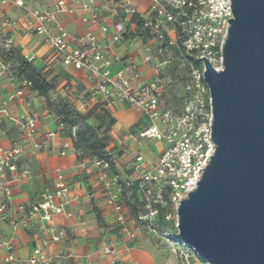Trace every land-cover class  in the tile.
Masks as SVG:
<instances>
[{"label":"built area","instance_id":"obj_1","mask_svg":"<svg viewBox=\"0 0 264 264\" xmlns=\"http://www.w3.org/2000/svg\"><path fill=\"white\" fill-rule=\"evenodd\" d=\"M41 1L0 0V10L6 5L22 10V16L7 21L6 26H19L30 36L40 37L62 64L82 71L88 79L96 80L92 89L76 93L66 101L78 113L94 107L108 113L110 108L119 105L135 108L143 114L148 124L139 136L161 141L165 145L151 164H147L141 155H136L130 165L134 178L123 181L124 187L129 190L134 187L139 197L141 212L136 219L128 215L119 179L110 174L105 162L85 159L77 163L83 171L88 167L96 171L113 222L115 240L102 248L103 254L110 256L113 264H120L116 245L121 243L126 248L141 232L170 244L171 234L158 229L160 210H163L164 221L174 222L176 229L179 203L197 187L215 149L211 138L210 96L203 80L205 68L201 58L207 60L215 70L221 69V50L230 26L228 21L233 18L230 0H100L99 4L97 0H55L53 9L34 6ZM73 2L80 3L82 10L92 12L89 19H82L92 30L80 36L68 34L58 19L59 14L72 15L76 11L72 7ZM108 20L114 23L111 33ZM138 25L155 43L156 55L163 58L161 65L171 62V48H175L179 58L190 56L197 61L196 64H186L182 82L183 98L178 110L161 100L159 65L154 67L155 73L150 81L144 84L139 83L140 76L134 65L129 66L130 77L124 71L110 76L111 59L104 55L97 35H105L108 46H114L125 39L129 26L136 30ZM15 47L13 38L0 29V51ZM0 70V74L6 70L1 59ZM24 88L29 89L25 82L8 94L7 102L21 100ZM0 114L14 124L23 140L30 141L39 136L37 117L26 112L10 115L6 103L0 106ZM57 129L40 135L41 141L48 143L64 127L57 123ZM73 134L74 129L71 130ZM36 146L35 142L32 147ZM69 149H72L70 137L61 144L59 154L63 156ZM21 154L20 146H0V264H52L39 248H35L25 262L17 263L13 256V238H1L5 221H9L13 228L29 229L38 220L40 231L48 234L51 241L58 242L64 239L65 232L54 224V217H72L66 208L74 198L59 171L56 172L52 189L45 188L32 203L16 207L19 218H11L7 214L11 193L2 176L7 172H17ZM20 177L29 178L30 172L24 169ZM172 252L177 264H197L191 261L193 256L187 248L184 252L177 249Z\"/></svg>","mask_w":264,"mask_h":264},{"label":"crops","instance_id":"obj_2","mask_svg":"<svg viewBox=\"0 0 264 264\" xmlns=\"http://www.w3.org/2000/svg\"><path fill=\"white\" fill-rule=\"evenodd\" d=\"M54 2L55 0H42L34 6L38 9H53ZM96 2L99 4L100 0ZM72 7L76 10L72 15H58L64 30L72 36H80L85 31L92 30L82 21L89 19L92 12L88 9L82 10L78 2H73ZM21 16L22 10L6 5L0 10V29L13 38L15 46L47 79L54 80L56 83L54 93L70 100L74 94L92 89L96 80L88 79L82 71L62 64L61 59L52 53L40 37L30 36L19 26H6L7 21L16 20ZM108 24L111 33L114 23L108 20ZM134 30L129 26L125 39L114 46H108L105 35L97 36L104 55L111 59L110 76L124 71L126 76L130 77L129 66L134 65L140 76L139 83L144 84L153 77L156 65H159V69L164 65H161V60L156 55L155 43L149 39L132 37ZM17 87L19 86L9 79L3 70L0 74V106L6 103L10 115L26 112L37 117L39 136L57 131V123L44 107L43 100L29 89H23L24 95L21 100L7 102L8 94ZM109 114L114 122L108 132V149L114 150L117 154L121 153L116 164L124 169L121 175L116 176L121 181L133 179L130 165L134 157L139 154L147 164H151L156 161L165 145L161 141L139 136L142 131L140 129L146 124V119L139 110L119 105L110 108ZM39 136L30 141L23 140L14 124L0 114V146L9 148L16 145L22 149L17 172L15 174L7 172L2 176L11 193V205L7 209V214L11 218H19L20 213L16 207L32 203L43 189H52L56 172L59 171L63 174L74 198L66 208L72 213V217L56 216L53 219L54 224L64 230L65 237L58 242L51 241L48 234L40 231L39 221L35 220L29 229L13 228L9 221H5L2 224L1 238H13V256L17 263L25 262L33 250L39 248L52 264H113L112 258L102 252L107 243L115 240V234L96 171L91 167L84 171L80 169L73 149H69L63 156L59 154L61 144L69 139L64 137L62 132L48 143L41 141ZM35 142L37 146L33 148ZM24 169L30 172L29 178L20 177ZM128 215L131 217L130 212ZM144 235L149 236L141 232L136 240L126 245V248L121 243L116 245L120 254V264H169L167 254L160 249L161 246L152 239L142 237ZM160 244L166 243L160 241Z\"/></svg>","mask_w":264,"mask_h":264},{"label":"water","instance_id":"obj_3","mask_svg":"<svg viewBox=\"0 0 264 264\" xmlns=\"http://www.w3.org/2000/svg\"><path fill=\"white\" fill-rule=\"evenodd\" d=\"M230 3L221 69L201 58L215 149L179 203L177 239L206 264H264V0Z\"/></svg>","mask_w":264,"mask_h":264},{"label":"trees","instance_id":"obj_4","mask_svg":"<svg viewBox=\"0 0 264 264\" xmlns=\"http://www.w3.org/2000/svg\"><path fill=\"white\" fill-rule=\"evenodd\" d=\"M132 37H139L143 40L148 39L147 34L141 31L139 25ZM171 51V62L159 69L162 89L164 88L163 81L168 79L169 72L177 71L178 69L181 70L183 82L186 73V64L189 62L197 63L190 56L179 58V54L175 48H171ZM0 59L6 66L5 73L7 77L13 80L18 86L24 82L27 83L29 90L43 100L44 107L50 112L55 121L64 127L62 135L71 138L72 149L75 153L77 163L85 159H98L107 164L111 175L116 176L114 165L117 162L118 154L116 155L114 150L108 149V132L114 122L110 114L105 110H98L97 107L84 113L76 112L72 104L67 102L65 98L54 93L56 87L54 80L47 79L17 47L0 51ZM159 59L161 62L163 61V58L159 57ZM164 103L169 105L172 103V100L164 101ZM147 126L148 124L146 122L140 131H143ZM72 129H74L73 135H71ZM118 181L122 186L123 203L131 213V217L136 219L141 209L135 188L133 187L130 190L126 189L123 181ZM162 214L163 210H160V216L157 222L159 231H168L171 237L176 239L177 235L174 232H170V229L176 230L174 222L164 221Z\"/></svg>","mask_w":264,"mask_h":264},{"label":"rangeland","instance_id":"obj_5","mask_svg":"<svg viewBox=\"0 0 264 264\" xmlns=\"http://www.w3.org/2000/svg\"><path fill=\"white\" fill-rule=\"evenodd\" d=\"M170 75H168V79L164 80L163 83V89H162V94H161V100L164 101H171L172 103H170V107H172L173 109L178 110L180 108L181 102H182V96H183V89H182V72L181 70H177V71H173V72H169ZM117 155V153H115ZM121 154V153H120ZM120 154L117 155V160L118 157H120ZM114 171L117 175H121L124 171V169H122L121 167L117 166V164L115 163L114 165ZM136 202V201H135ZM170 232H174L175 235H177V231L170 229ZM142 237H145L142 236ZM145 238L147 239H152L155 243H157V245L161 246L160 249H162V251H164L167 256L166 258L169 260V264H177L175 255L173 254L172 250L173 249H177L180 250L182 252H184V249L186 248L185 246H183L182 244H180L178 242V239L176 238H172V241L170 244H160V240L159 238H154L151 236H146ZM159 240V241H158ZM188 252H190L192 254L193 257H191V261L195 262L197 264H206L205 262L201 261L197 256H195V254L188 249ZM171 262V263H170Z\"/></svg>","mask_w":264,"mask_h":264}]
</instances>
